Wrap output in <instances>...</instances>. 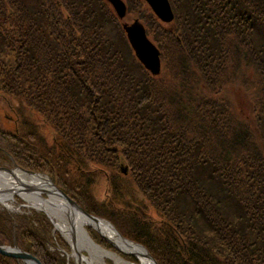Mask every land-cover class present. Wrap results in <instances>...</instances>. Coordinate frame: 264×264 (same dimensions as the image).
Listing matches in <instances>:
<instances>
[{
    "label": "trees",
    "instance_id": "16d2710c",
    "mask_svg": "<svg viewBox=\"0 0 264 264\" xmlns=\"http://www.w3.org/2000/svg\"><path fill=\"white\" fill-rule=\"evenodd\" d=\"M168 1V23L133 16L159 51L153 75L107 0H0V101L15 121L0 123V157L50 169L158 264H264V0ZM252 80L254 119L240 121L223 92ZM30 219L22 240L50 264V222Z\"/></svg>",
    "mask_w": 264,
    "mask_h": 264
},
{
    "label": "rangeland",
    "instance_id": "374dc122",
    "mask_svg": "<svg viewBox=\"0 0 264 264\" xmlns=\"http://www.w3.org/2000/svg\"><path fill=\"white\" fill-rule=\"evenodd\" d=\"M107 1L110 4V7L113 10L117 19L120 20V22L122 23V29H123L124 36L129 42L136 59L144 66L145 69L150 71L151 74L157 75L161 69V62H160L159 72L152 73V71L142 62V60L137 55L136 50L132 46V43L127 35V30L125 28L128 26H131L134 23L139 24L144 29V33L146 34V37L148 38V40L155 46L154 42L150 39V37L146 33V29H145L144 24L142 23L143 22L142 19H139L138 17L136 18L133 16L135 14L139 15L140 12L148 10L155 18H157L161 22L168 23L173 19V17L169 21H164L161 18H159L148 0H134V2H130V4H128L126 0H121L125 7L124 13L122 15H120L119 11H117V9L114 8L111 0H107ZM156 1L159 2V0H156ZM170 8H171V5H170ZM162 11L164 12L163 8H162ZM172 14H173V11H172ZM159 60H160V57H159ZM245 70L248 76H251V75L252 77L256 76V74L254 73L253 67L250 70L248 69V67H246ZM249 73H251V75ZM249 89L250 90H248L247 93H245L243 91L244 89L241 87H232V88L226 87L224 89L225 92H223L225 98H227L230 103L232 102L236 110L235 113L237 115V118L240 121L247 122V121H252L254 119L253 117L254 112L252 111L250 96L248 95L249 93L252 95V91L256 90L254 80L250 82ZM236 115H235V118H236ZM0 123L3 127H13L15 124L14 116L9 112V107L6 106V103L1 102V101H0ZM253 144H254L255 150H257L260 153H263L264 141L259 136H256V139ZM20 165L21 164L17 163L14 159L13 161L11 160L8 161L0 157V174L2 176V178H0V183H4L3 180L7 179L3 171L12 172L16 169H18L17 171L46 177L48 180V184L50 185L49 189H46L44 186L32 185L34 187H37V190L35 191L38 194V196L43 199V201L44 200L46 201L52 198L53 196L59 197L67 201V203H69V205L72 206V208L74 207V209H76L78 212L83 214L85 218L95 219L96 221L98 220L104 221L105 223L112 226L114 231L118 233V235L121 236L123 239L140 246L143 249V251H145V253H141L142 257L146 259L147 261H149L150 264H158L153 254L150 253V251L146 248L145 245H143L142 243L138 241H135V240H132L126 237L109 220L104 219L100 216L91 214L87 212L82 206H80V204H78L69 194H67L59 186V183H60L59 179L57 178V176L53 175L50 172V169L49 171L37 170V169H27V168H22V166L20 167ZM19 185L22 187H25V185L21 183L20 181H19ZM105 188L106 186L104 182L98 185L97 190L100 196L103 195ZM11 191L12 190L6 187V185L2 186V184H0V194L6 195L5 198L0 197V215L2 216L0 217V246L19 249L23 252L31 254L32 256L36 257L37 260L42 264L43 261L40 259V256H38V252L37 251L34 252L33 247L30 249L26 248L27 245L24 244V241L22 240L23 238L28 239L29 237V233L25 231L26 226L22 224L23 223L27 224L28 222H30L31 221L30 217H33V214L41 213L50 222V226H48L47 229L45 228L48 231L47 232L48 247L46 248L49 252L50 251L52 252V253L50 252L51 254L54 253L55 258H56V260L50 259L49 261L50 264H79L77 261V258L74 256L75 250L73 248L71 241L66 237V235L62 232V230L58 227L59 225H57V222L59 220L60 221L64 220V216L62 215L64 213L58 212L59 215L55 213H49L47 209H45L42 206L40 207L37 206L38 204H35L34 201H30V199L23 197L16 190H14L15 192H11ZM70 199L73 200L77 204V206L80 207L82 210L79 209L78 207L76 208L73 204H71L69 202ZM54 209L58 211L57 207H55ZM87 214L92 215L94 218L92 217L90 218ZM34 226L41 227L39 225V222L35 224ZM82 227L85 230V233L87 234L88 238L100 250V253L98 255H93L91 254L89 248L85 244L83 243L78 244L79 245L77 248L78 255L86 258V260L83 261V264H87V260H91V259L92 260L94 259L96 263H101V264H141L142 263L141 257L139 255H137L134 252H129V251H125L121 249L114 241H112L110 238L105 236L97 226L85 223L82 225ZM23 231L26 232L24 237H23ZM107 252H110V254L113 253L114 256L107 255L106 254ZM1 255L2 257L5 256L3 254ZM147 255H149L150 257H148ZM6 257L7 259L10 260L9 261L10 264H33L32 262H28L23 258H13L10 256H5V258Z\"/></svg>",
    "mask_w": 264,
    "mask_h": 264
},
{
    "label": "bare ground",
    "instance_id": "6f19581e",
    "mask_svg": "<svg viewBox=\"0 0 264 264\" xmlns=\"http://www.w3.org/2000/svg\"><path fill=\"white\" fill-rule=\"evenodd\" d=\"M17 170L18 169L12 172L3 171L7 179L3 180L4 183H0V184H2V186L6 185V187L12 190L11 192H15L14 190H16L23 197L30 199V201H34L35 204H38L37 206L39 207L42 206L45 209H47L49 213H55L57 215H59V213L65 214V215L62 214L64 216V220L63 221L59 220L57 222V225H59L58 227L71 241L73 248L75 250L74 256L77 258L79 264H83V261L86 260V258L78 255V250H77L79 246L78 244L80 243L85 244L89 248L91 254L93 255H98L100 253L99 248H97V246L92 243V241L88 238L87 234L85 233V230L82 227V225L85 223L97 226L105 236H107L112 241H114L121 249L129 252H134L137 255H139L141 257V262H142L141 264H150L149 261H147L142 257L141 253H145V251H143V249L140 246L123 239L121 236L118 235V233L114 231L112 226L105 223L104 221L102 220L96 221L95 219L85 218L83 214H81L76 209H74V207L72 208V206H70L69 203H67V201L59 197L53 196L52 198L43 201V199L40 198L35 191L37 190V187H34L32 185L44 186L46 189H49L50 185L48 184V180L46 177H42L40 175H33ZM0 178H2L1 174H0ZM18 180L21 183H23L25 187L20 186ZM0 197L5 198L6 195L0 194ZM55 207H57L58 211L54 209ZM106 254L114 256L113 253L110 254V252H107ZM87 264H101V263H96L94 259L93 260L91 259V260H87Z\"/></svg>",
    "mask_w": 264,
    "mask_h": 264
},
{
    "label": "water",
    "instance_id": "95a60500",
    "mask_svg": "<svg viewBox=\"0 0 264 264\" xmlns=\"http://www.w3.org/2000/svg\"><path fill=\"white\" fill-rule=\"evenodd\" d=\"M152 5L153 9L157 13L158 17L164 21H169L172 17V10L167 0H148ZM113 6L119 14L122 15L124 13V5L121 0H111ZM161 2V3H160ZM161 4V6H160ZM161 8V9H160ZM164 9V12L162 11ZM160 9V10H159ZM127 30V35L132 43V46L136 50L137 55L142 60V62L152 71V73L159 72L160 60H159V51L158 49L148 40L146 34L144 33V29L137 23L132 24L125 28ZM71 204H73L76 208L77 204L73 200H69ZM81 209L80 207H78ZM82 210V209H81ZM89 217L94 218L92 215L87 214ZM0 253L12 257L23 258L28 262H32L33 264H41L36 257L23 252L19 249L8 248L0 246ZM150 257L149 255H147Z\"/></svg>",
    "mask_w": 264,
    "mask_h": 264
},
{
    "label": "flooded vegetation",
    "instance_id": "af4514ba",
    "mask_svg": "<svg viewBox=\"0 0 264 264\" xmlns=\"http://www.w3.org/2000/svg\"><path fill=\"white\" fill-rule=\"evenodd\" d=\"M4 255V254H3ZM5 256H8V255H5ZM10 257H12V256H10ZM13 258H17V257H13Z\"/></svg>",
    "mask_w": 264,
    "mask_h": 264
}]
</instances>
